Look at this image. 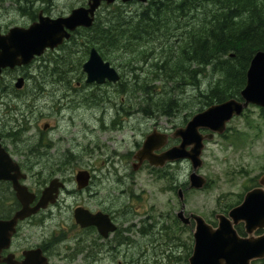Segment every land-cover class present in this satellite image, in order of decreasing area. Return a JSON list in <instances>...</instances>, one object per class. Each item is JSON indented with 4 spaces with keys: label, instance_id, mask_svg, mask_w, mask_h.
<instances>
[{
    "label": "rangeland",
    "instance_id": "374dc122",
    "mask_svg": "<svg viewBox=\"0 0 264 264\" xmlns=\"http://www.w3.org/2000/svg\"><path fill=\"white\" fill-rule=\"evenodd\" d=\"M87 1L20 0L18 21L28 23L27 16L23 15L31 13L32 23L38 17L33 19V13L39 14L41 10L52 17L66 16L72 9L86 5ZM130 3L124 6V10L134 12L140 5L136 1ZM114 6L102 4L97 15L104 17L114 10ZM82 33L80 29L73 41L56 50H47L31 63V103L35 105L31 107L33 182L40 189L55 176L66 182V190L61 196L62 207L54 211L52 225L71 224L68 232H76L71 216L75 205L81 202L89 205L102 202L109 206L125 204L139 210L146 208L148 219H152L156 227H149L145 238H137L140 249H132L131 258L140 260V264H189L194 226L174 220L181 202L173 186L188 187L192 172L190 161L180 160L160 171L151 166L136 171L132 165L133 154L152 132L156 122L151 118L154 114L163 128H174V131L185 126L194 114L208 108L210 105L203 102L201 91L206 92L218 76L208 68L200 77L199 86L183 85L175 78V81L160 79L167 77V72L161 73L155 63L165 62L170 57V41L174 37H169L173 40L167 43L164 37L156 34V38L144 39L141 44L134 42L132 48L108 51V60L121 74L118 82L87 83L83 65L90 50ZM174 46L178 49V41ZM146 82L154 87V99L169 102L171 98H177L180 107L173 111L165 108L173 112L171 116L165 115L164 109H144L147 95L140 89L132 90V87ZM160 113L163 114L161 119ZM46 124L51 127L45 128ZM53 128L55 130L49 133ZM203 160L199 173L208 178V186L201 190H187L186 211L199 213L215 224V214L224 212L230 204L236 205L240 196L247 188L256 186L264 173L262 108L250 105L242 115L233 118L224 134L207 142ZM80 169L94 173L92 191H77L76 174ZM141 187L146 192V207L140 201L131 200L121 190L124 188L129 194ZM166 224L178 230L177 238L170 239L172 233ZM56 261L75 264L70 260ZM121 261L126 264L124 259Z\"/></svg>",
    "mask_w": 264,
    "mask_h": 264
},
{
    "label": "water",
    "instance_id": "95a60500",
    "mask_svg": "<svg viewBox=\"0 0 264 264\" xmlns=\"http://www.w3.org/2000/svg\"><path fill=\"white\" fill-rule=\"evenodd\" d=\"M117 1L88 0L86 5L76 7L68 15L59 17L45 15L40 11L38 19L27 28L20 26L12 28L7 35L0 36V75L4 68L27 65L48 49L54 50L59 47L65 40H69L78 28H91L102 4L111 5ZM120 1L146 4L149 0ZM83 70L87 74V83H116L121 78L119 71L103 58L96 47L91 49ZM19 81L18 86L21 87L23 79ZM240 95L241 99L230 98L197 112L186 126L174 131L173 136L180 138L181 142L160 153L156 151L167 145V135H161L157 131L147 135L141 148L134 155V169H140L145 161L153 166L164 167L171 162L189 159L193 168L189 177L190 188H204L208 180L199 173V169L204 163L202 156L206 141L214 139L216 134L225 133L229 122L235 116H240L250 105L264 109V51L260 50L253 56L247 70L246 85ZM204 130L209 132L205 133ZM10 162L11 160L7 159L0 161V179L8 178L1 166L5 168ZM90 179L89 170H79L76 174L78 188H86ZM259 184L247 191L243 201L231 208L228 214L217 213L215 216L218 220L217 226L196 212L185 216L183 203L178 213L179 219L187 225H190L192 220L195 222L193 233L195 243L189 264H254L256 261L264 260V232L257 234L259 230H264V174L260 177ZM64 187L65 184L59 178L52 179L43 190L37 205L31 207V215L54 203ZM18 190L19 195L23 194L21 188ZM33 196L34 194H31V200ZM179 196L181 200L184 199L182 188L179 189ZM28 214L27 210H22L16 219ZM74 216L83 226L96 225L103 234H107L106 229H111L105 224L108 216L101 212L93 214L83 207H77ZM240 224L244 225L246 235L239 233L237 226ZM40 253L41 251L31 252V264H49ZM23 264H28L27 260Z\"/></svg>",
    "mask_w": 264,
    "mask_h": 264
},
{
    "label": "flooded vegetation",
    "instance_id": "af4514ba",
    "mask_svg": "<svg viewBox=\"0 0 264 264\" xmlns=\"http://www.w3.org/2000/svg\"><path fill=\"white\" fill-rule=\"evenodd\" d=\"M19 11L20 0H0V36L7 35L14 27L27 28L31 25V13L23 15L27 16L29 22L21 23L18 21ZM78 30H75L65 43L73 41ZM31 69L30 62L27 65L4 68L0 75V161L11 160L5 168L1 166L3 173L5 172L8 178L0 179V264H23L25 260L31 264L32 251H41L40 254L46 258L49 264H59L56 259L75 261V264H124L121 261L124 259L126 264H140V260L131 258V251L137 247L140 249L141 244L137 240L138 237L145 238L147 229L156 227L153 220L148 219L146 208L139 210L125 204L114 205L113 203L109 206L102 202L93 205L81 202L75 205L71 216L76 232L69 233L68 228L71 224L68 226L64 224L52 225L54 211L62 207L61 196L66 190V182L62 181L65 187L60 190L56 201L31 215V207L37 205L42 197L43 189L47 186L44 185L42 189L36 188L31 173V107H35L31 103V80L33 78ZM20 79H23L21 87L18 86ZM118 113L120 114V111ZM153 116L156 122L152 132L157 131L168 137L167 145L156 152L160 153L179 144L180 138L173 136L174 131L179 127L174 131V128H163L161 121L156 118L157 114ZM161 116H163L162 113L159 115L160 119ZM46 126L51 127V124H46ZM55 128L49 133L53 132ZM51 140L53 141L52 138ZM132 165L134 168V163ZM166 165H173V163ZM149 166H151L149 162L145 161L140 169ZM151 167L154 168L153 170H161V168ZM54 178L60 177L55 176L48 183ZM93 182L94 173L91 171L89 185L84 189L78 188L77 191H92ZM184 187L183 185L185 216H189L191 212L187 213L186 211L185 199L187 190L192 189ZM18 188L22 189L23 194L19 195ZM173 189H177V195L180 198L179 187L173 186ZM121 190L131 200L140 201L146 207L145 189L141 187L137 192L129 194L124 188ZM31 194H34L33 200H31ZM77 207H83L93 214L101 212L103 215H107L108 222L105 221V224L111 229H106L107 234H103L96 225L83 226L78 223L74 216ZM22 210H27L29 214L16 219L17 214ZM174 220L179 223L178 212ZM185 225L195 226V222L192 220L190 225ZM166 226L172 233L169 238L171 240L177 238L178 230L167 224ZM160 231L163 232L162 229ZM263 232L264 230H259L257 234Z\"/></svg>",
    "mask_w": 264,
    "mask_h": 264
},
{
    "label": "trees",
    "instance_id": "16d2710c",
    "mask_svg": "<svg viewBox=\"0 0 264 264\" xmlns=\"http://www.w3.org/2000/svg\"><path fill=\"white\" fill-rule=\"evenodd\" d=\"M126 4L118 0L113 11L104 17L97 15L91 28H81L88 50L96 47L108 60V51L132 48L134 42L141 44L144 39L156 38V34L167 41L174 37L175 41H170V57L155 63L160 72H167V77L160 79L175 78L183 85L199 86L200 77L209 68L218 78L206 92L201 91L205 104L241 98L250 62L256 52L264 51V0H149L140 3L134 12L124 10ZM37 15L35 11L33 19ZM177 41L179 50L174 46ZM139 89L147 95L144 109H164V114L171 116L173 112L165 108L173 111L180 107L177 98L169 102L154 99L150 83L132 87ZM237 228L245 234L242 225ZM255 264H264V260Z\"/></svg>",
    "mask_w": 264,
    "mask_h": 264
},
{
    "label": "bare ground",
    "instance_id": "6f19581e",
    "mask_svg": "<svg viewBox=\"0 0 264 264\" xmlns=\"http://www.w3.org/2000/svg\"><path fill=\"white\" fill-rule=\"evenodd\" d=\"M11 1V0H10ZM194 15V14H193ZM198 30V29H197ZM165 41H167V40H165ZM169 41H167V43H168ZM49 91H51V89L49 90ZM46 92H48V91H46ZM37 96V95H36ZM35 97V96H34ZM116 107H118V106H116ZM135 114V113H134ZM149 114V113H148ZM122 115V114H121ZM124 116V115H123ZM130 116H133V115H130ZM131 118V117H130ZM153 118H155V117H153ZM123 119H125V118H123ZM127 119V118H126ZM82 123V122H81ZM187 185V184H186ZM177 190V189H176ZM174 193H176L175 192V190H174ZM171 236V235H170ZM168 251V250H167Z\"/></svg>",
    "mask_w": 264,
    "mask_h": 264
}]
</instances>
